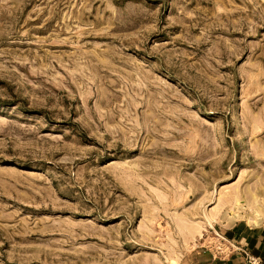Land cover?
Returning a JSON list of instances; mask_svg holds the SVG:
<instances>
[{
    "label": "rangeland",
    "instance_id": "rangeland-1",
    "mask_svg": "<svg viewBox=\"0 0 264 264\" xmlns=\"http://www.w3.org/2000/svg\"><path fill=\"white\" fill-rule=\"evenodd\" d=\"M237 225L264 0H0V264H223Z\"/></svg>",
    "mask_w": 264,
    "mask_h": 264
},
{
    "label": "crops",
    "instance_id": "crops-1",
    "mask_svg": "<svg viewBox=\"0 0 264 264\" xmlns=\"http://www.w3.org/2000/svg\"><path fill=\"white\" fill-rule=\"evenodd\" d=\"M231 238L236 241L238 250L223 264H248L249 257L255 259L258 264H264V228L253 229L237 225L231 233Z\"/></svg>",
    "mask_w": 264,
    "mask_h": 264
},
{
    "label": "bare ground",
    "instance_id": "bare-ground-1",
    "mask_svg": "<svg viewBox=\"0 0 264 264\" xmlns=\"http://www.w3.org/2000/svg\"><path fill=\"white\" fill-rule=\"evenodd\" d=\"M239 194H240V193H239ZM233 198H234V197H233ZM233 200H234V202H235L236 204H239V205H240L242 199L240 198V195H236L235 198H234ZM255 201H256V203L258 202L257 199H256Z\"/></svg>",
    "mask_w": 264,
    "mask_h": 264
},
{
    "label": "built area",
    "instance_id": "built-area-1",
    "mask_svg": "<svg viewBox=\"0 0 264 264\" xmlns=\"http://www.w3.org/2000/svg\"><path fill=\"white\" fill-rule=\"evenodd\" d=\"M250 264H256V263H255V261L252 259L251 262H250Z\"/></svg>",
    "mask_w": 264,
    "mask_h": 264
}]
</instances>
